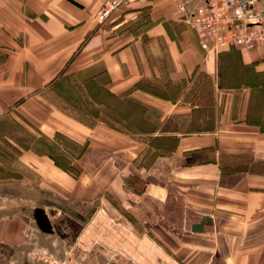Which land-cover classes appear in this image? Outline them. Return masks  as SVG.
Here are the masks:
<instances>
[{
    "label": "crops",
    "instance_id": "0c3cea01",
    "mask_svg": "<svg viewBox=\"0 0 264 264\" xmlns=\"http://www.w3.org/2000/svg\"><path fill=\"white\" fill-rule=\"evenodd\" d=\"M103 4L0 0V185L23 191L0 241L67 216L61 264H264V43L206 51L174 0Z\"/></svg>",
    "mask_w": 264,
    "mask_h": 264
},
{
    "label": "built area",
    "instance_id": "2783aa9c",
    "mask_svg": "<svg viewBox=\"0 0 264 264\" xmlns=\"http://www.w3.org/2000/svg\"><path fill=\"white\" fill-rule=\"evenodd\" d=\"M138 1L104 0L99 20L106 21L114 11ZM174 1L184 20L198 32L206 51L249 49L264 43V0H199L193 7L185 0Z\"/></svg>",
    "mask_w": 264,
    "mask_h": 264
},
{
    "label": "rangeland",
    "instance_id": "374dc122",
    "mask_svg": "<svg viewBox=\"0 0 264 264\" xmlns=\"http://www.w3.org/2000/svg\"><path fill=\"white\" fill-rule=\"evenodd\" d=\"M185 1H188L192 6L199 2V0ZM22 193L23 191H18L16 189L15 184L0 185V220H2L9 211L8 204L10 200L15 201L16 196ZM12 210L15 209L13 208ZM59 223L61 224L60 229L68 230V233L56 230V232L51 235L52 238L49 239H41L44 237L40 234V237L33 240L34 244L32 243L29 247H26L28 245H24L23 247H10L6 243L0 241V264H61L60 261L59 263L55 261L53 256L62 257L64 251L74 245L75 232L72 228V223H70L67 216H62L59 219ZM32 247L33 249L42 251V254H31L30 250ZM46 252L52 253L53 256H50Z\"/></svg>",
    "mask_w": 264,
    "mask_h": 264
},
{
    "label": "trees",
    "instance_id": "16d2710c",
    "mask_svg": "<svg viewBox=\"0 0 264 264\" xmlns=\"http://www.w3.org/2000/svg\"><path fill=\"white\" fill-rule=\"evenodd\" d=\"M54 160L56 163L65 169L73 170L72 166L70 165V160L66 156H54Z\"/></svg>",
    "mask_w": 264,
    "mask_h": 264
},
{
    "label": "water",
    "instance_id": "95a60500",
    "mask_svg": "<svg viewBox=\"0 0 264 264\" xmlns=\"http://www.w3.org/2000/svg\"><path fill=\"white\" fill-rule=\"evenodd\" d=\"M203 229H204V222H202L201 224H195L193 226V230L194 231H203Z\"/></svg>",
    "mask_w": 264,
    "mask_h": 264
}]
</instances>
